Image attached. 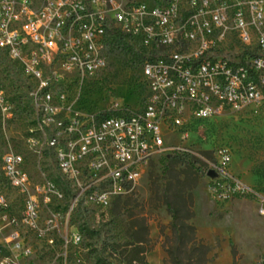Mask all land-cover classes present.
Segmentation results:
<instances>
[{"label": "built area", "instance_id": "obj_1", "mask_svg": "<svg viewBox=\"0 0 264 264\" xmlns=\"http://www.w3.org/2000/svg\"><path fill=\"white\" fill-rule=\"evenodd\" d=\"M255 1L175 0L167 5L165 0H0V59L16 65L28 81V97L40 109L69 107L54 102V96L64 94L53 88L61 80L89 82L105 69L114 48L137 52L144 89L138 107L111 102L108 110L73 119L63 139L51 133L58 179L72 190L63 233L57 214L50 210L43 216L35 201L42 197L48 205L51 199L61 200L62 187L44 181L31 190L23 155L2 154L5 182L19 183L27 208L11 212L7 199L0 198V264H8V258L24 264L32 253L22 229L40 238L42 231H50L45 241L59 249L51 264H67V244L80 237L70 230L76 207L105 208L127 193L152 156L181 149L171 143L172 136L187 137L195 121L264 102V34L258 38V52L233 59L224 54L225 38L233 31L249 42L242 7L253 12ZM11 111L0 81V112L8 117ZM230 161V150L219 145L204 167V174L214 172L207 175L209 190L219 202L251 192L232 174ZM4 245L11 246L12 255H5Z\"/></svg>", "mask_w": 264, "mask_h": 264}, {"label": "rangeland", "instance_id": "obj_2", "mask_svg": "<svg viewBox=\"0 0 264 264\" xmlns=\"http://www.w3.org/2000/svg\"><path fill=\"white\" fill-rule=\"evenodd\" d=\"M242 8L250 40L243 42L234 31L226 36L224 54L232 59L258 52V38L264 34V0L254 2L253 12L247 5ZM106 59L105 69L89 82L61 80L53 90L64 96L53 100L69 107L47 111L30 100L28 81L16 65L0 59V81L14 108L8 117L0 113V198L7 199L11 212L25 208L27 202L20 188L5 182L2 154L6 151L23 155L31 190L33 184L44 181L62 187L61 200L51 199L48 205L42 197L35 201L43 216L50 210L57 214L59 232L63 233L64 211L72 200V190L58 179L51 133L63 139L73 119L108 110L114 106L111 102L138 107L144 94L139 64L129 49L114 48ZM47 116L52 118L44 123ZM187 134L183 139L173 134L171 143L181 149L152 156L136 184L114 197L107 207L81 204L75 208L70 230L76 229L80 237L67 244V264H264V102L195 121ZM219 145L231 152L232 174L251 190L221 202L212 196L204 174L206 161ZM166 202L176 213L174 219ZM22 233L32 248L24 264H51L59 251L58 244L50 248L45 241L51 232L43 231V238L24 229ZM4 253L12 255L10 245L4 246Z\"/></svg>", "mask_w": 264, "mask_h": 264}, {"label": "trees", "instance_id": "obj_3", "mask_svg": "<svg viewBox=\"0 0 264 264\" xmlns=\"http://www.w3.org/2000/svg\"><path fill=\"white\" fill-rule=\"evenodd\" d=\"M127 49H129V50L131 51V55H133L134 58H137V59H138V54H137V52L133 51L130 47H128ZM101 112H102V111H101ZM165 204H166L167 209L170 211V213H171V215H172V217H173V219H174V218L176 217V213H174V212L171 210L172 208H171V205H170L169 202H166ZM172 228H174L175 230H178V228H176L175 226H173ZM140 242H141V241H140ZM199 247L204 248L205 245L200 244ZM114 249H117V248L115 247ZM234 255H235V249H234V247H233V244L231 243V258H233V260H234ZM262 257H264V253H263ZM99 259H100V257H98V260H99ZM98 260H97V261H98ZM104 262H105V261H104ZM106 264H111V263L108 262V263H106Z\"/></svg>", "mask_w": 264, "mask_h": 264}, {"label": "bare ground", "instance_id": "obj_4", "mask_svg": "<svg viewBox=\"0 0 264 264\" xmlns=\"http://www.w3.org/2000/svg\"><path fill=\"white\" fill-rule=\"evenodd\" d=\"M165 4H167V5L175 4V0H165ZM0 113H2V112H0ZM3 115H5V114H3ZM2 166H3V172H4V159H2ZM10 182L12 183L13 186L20 188L19 183L15 182V181H10ZM48 183H49V181H48ZM65 186H69V185H65ZM23 194H24V192H23ZM62 198H63V196H62ZM35 200H36V197H35ZM43 204H44V201H43ZM25 208H27V204H26ZM4 246H9V245H4ZM4 246H3V249H4ZM12 263H16V261L12 262V259L8 258V264H12Z\"/></svg>", "mask_w": 264, "mask_h": 264}, {"label": "water", "instance_id": "obj_5", "mask_svg": "<svg viewBox=\"0 0 264 264\" xmlns=\"http://www.w3.org/2000/svg\"><path fill=\"white\" fill-rule=\"evenodd\" d=\"M207 175H209V176H214V172H213V170H208V171H207Z\"/></svg>", "mask_w": 264, "mask_h": 264}]
</instances>
